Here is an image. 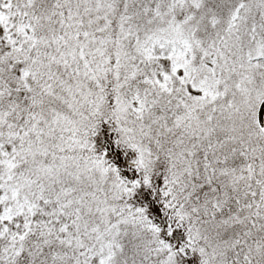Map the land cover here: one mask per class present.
Masks as SVG:
<instances>
[{"label": "trees", "instance_id": "obj_1", "mask_svg": "<svg viewBox=\"0 0 264 264\" xmlns=\"http://www.w3.org/2000/svg\"><path fill=\"white\" fill-rule=\"evenodd\" d=\"M261 3L0 0L11 25L9 38L0 39V213L21 201L0 218V254L15 251L6 264H85L92 254L82 253L96 226L104 232L116 221L109 225L105 213L118 218L112 264H153L155 256L171 264H219L238 254L264 264V130L257 122L264 41L261 56H248L251 36L264 40V20L254 18L264 12ZM23 20L28 35L21 37ZM153 36L187 41L188 81L213 93L188 95L166 70L170 89L150 111L149 126L136 128L138 143L154 157L147 175L118 125V69L121 79L125 74L116 59L125 53L135 60ZM169 61L152 57L143 65ZM142 72L135 70L129 89L143 82ZM72 86L75 97L85 96L84 128L80 150L67 162H94L96 174L113 180L118 195L108 210L89 204L90 184L80 187L62 168L54 173L62 161L41 144L47 121L71 110L63 90Z\"/></svg>", "mask_w": 264, "mask_h": 264}, {"label": "rangeland", "instance_id": "obj_2", "mask_svg": "<svg viewBox=\"0 0 264 264\" xmlns=\"http://www.w3.org/2000/svg\"><path fill=\"white\" fill-rule=\"evenodd\" d=\"M262 8L260 11H264V0H260ZM109 4H111L109 2ZM243 20L246 19L245 15H242ZM260 19L259 24L264 20V12H257L255 17ZM264 28V26L262 27ZM11 30V25L8 21V17L3 15L0 12V39L7 40L9 38V31ZM169 33L168 31H165ZM17 34L19 36L28 35V30L25 21H21L17 27ZM171 34V33H169ZM171 36V35H169ZM256 39L254 44V51L249 52V58H257L262 55V46L263 38H256V35L253 34L251 39ZM82 47L84 44H81ZM138 56L130 57L129 54L119 53L116 61V66H122L124 68L125 76L121 79L119 74H122L118 69L117 75V92H116V104L118 112V125L122 129L123 137L128 142L130 148H138L136 152L138 154L137 161L140 162L141 166L144 168L146 174L150 173L151 164L154 161V157L151 152L147 151L148 147H142L138 141L140 139L137 136L138 130L136 128H143L144 126H149L154 119V115L151 120H148V116L153 106L156 104L157 99L162 95V92H167L170 89L171 79L165 74L166 70L170 72L174 77L178 78V84L184 86L185 92L192 94L196 97L204 98L205 95H211L213 93V88L208 90L204 89L202 86L193 85L188 81L189 67L186 66L188 59L190 58V50L187 41H177L171 40L169 37L165 39L158 38L153 36V38L148 41L143 42L137 48ZM152 57H157L158 59H170V61L163 66L153 65L149 66L148 69H145L143 65V59H149ZM171 59L173 61L171 62ZM143 69L141 73L140 82L134 84L132 89L128 88V82L133 80L135 77V70ZM129 72L131 74L128 77ZM26 72L22 71V77L25 78ZM133 78V79H132ZM121 79V80H120ZM82 85V84H79ZM71 87L69 90L65 88L63 90V96L67 95L70 100L73 101L71 110L68 113L54 115V119L51 122L52 117L46 123L45 127V138L41 140V144L45 150H50L51 157L53 160H61L62 164H55L53 172L56 173L59 168L63 169V173L69 174L72 178V181H79V186L88 187L91 185L92 195L90 196V205H94V211H103L112 208V199L118 195V191L115 187V184L111 178L106 180L103 172L97 170V165L94 162H87L77 158L76 163L67 162L75 147L80 150L82 145V140L79 139L80 134L83 131V122L81 121L82 113L79 112V108H83L85 96L81 95L80 97H75V89ZM154 114V112H153ZM150 122V123H148ZM258 126L264 130V101L258 108L257 114ZM138 123V124H137ZM141 146V147H140ZM133 159L135 156L132 154ZM66 160V161H63ZM54 163V162H51ZM73 165V169L71 168ZM49 171H51V169ZM94 172V173H93ZM86 178V181H83L80 177ZM92 178H97L91 182ZM100 179V180H99ZM172 187H167V192H170ZM2 193V191H1ZM14 198V196H12ZM111 200V201H110ZM16 204L19 206L21 201L15 200ZM15 204L14 206L10 205L8 208H5L0 213V218L10 217L15 210L18 208ZM182 203H180L181 205ZM106 219L105 222L109 225L113 224V220L116 219L115 223L111 228H106L105 231L100 230L96 226L92 235L89 237L92 238L94 234V240L90 246L83 251V256H86L87 253L91 252L92 255H89L84 260L86 263L91 264L96 261V264H112V255L110 252V244L115 238V235L119 232L117 230L118 218L113 217L112 215L105 213ZM83 249V248H82ZM100 250V251H97ZM80 251V249H79ZM14 249L11 247L6 248L0 254L1 264H6L9 259H11ZM97 252V254H94ZM237 256H225L220 260L219 264H250L249 257L244 254ZM201 260L205 263L211 261L210 255L204 257L203 253L200 256ZM214 258V257H212ZM96 259V260H95ZM218 259V257H216ZM153 264H171L170 258H165L163 261H159L158 257L152 260Z\"/></svg>", "mask_w": 264, "mask_h": 264}]
</instances>
